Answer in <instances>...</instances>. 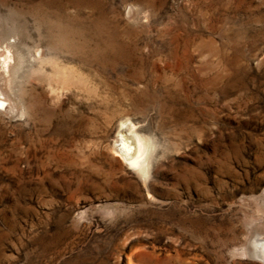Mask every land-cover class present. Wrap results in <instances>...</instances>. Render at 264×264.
<instances>
[{
  "label": "rangeland",
  "instance_id": "obj_1",
  "mask_svg": "<svg viewBox=\"0 0 264 264\" xmlns=\"http://www.w3.org/2000/svg\"><path fill=\"white\" fill-rule=\"evenodd\" d=\"M0 55V264H264V0H0Z\"/></svg>",
  "mask_w": 264,
  "mask_h": 264
},
{
  "label": "bare ground",
  "instance_id": "obj_2",
  "mask_svg": "<svg viewBox=\"0 0 264 264\" xmlns=\"http://www.w3.org/2000/svg\"><path fill=\"white\" fill-rule=\"evenodd\" d=\"M11 51L8 49L2 57V71L8 75L11 68V62L13 60ZM1 56V55H0ZM1 94V93H0ZM0 102L5 103L4 100ZM124 130V131H123ZM118 151L119 156L127 162L130 166H135L140 170H144L147 167V161L145 155L149 150L148 139L142 136L135 129L134 123L123 122L118 133ZM257 248V247H256ZM258 249V248H257ZM259 251V250H258ZM261 252L264 254V246L261 247ZM264 256V255H263Z\"/></svg>",
  "mask_w": 264,
  "mask_h": 264
}]
</instances>
